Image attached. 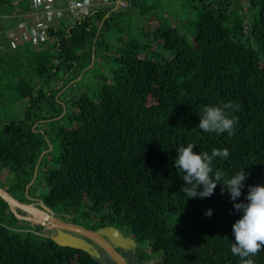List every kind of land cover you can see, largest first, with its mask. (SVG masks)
<instances>
[{"label":"trees","instance_id":"trees-1","mask_svg":"<svg viewBox=\"0 0 264 264\" xmlns=\"http://www.w3.org/2000/svg\"><path fill=\"white\" fill-rule=\"evenodd\" d=\"M187 8L185 35L158 21L150 33L141 27L144 42L116 46L108 74L93 76L92 94L78 89L67 98L59 80L87 75L98 49L109 54L102 34L115 12L102 20L108 8L51 24L38 42L0 49V178L9 182L0 187L29 203L42 169L41 202L52 211L82 205L124 230L139 245L136 264L150 255L162 264H241L231 253L242 216L233 205L247 202L249 186L264 185V0H192ZM229 101L238 118L232 135L198 128L205 106ZM14 103L20 111L11 116L5 109ZM48 119L58 124L54 148L38 129ZM189 143L197 154L228 149L212 167L225 179L249 173L241 197L233 201L219 183L208 198L182 193L174 161ZM32 226L18 233L0 222V264H104ZM251 258L264 264V247Z\"/></svg>","mask_w":264,"mask_h":264},{"label":"rangeland","instance_id":"rangeland-1","mask_svg":"<svg viewBox=\"0 0 264 264\" xmlns=\"http://www.w3.org/2000/svg\"><path fill=\"white\" fill-rule=\"evenodd\" d=\"M125 1L127 3H130V7H126L123 10H119L115 12V15L110 20L111 21L110 28L107 29L102 34V39H104L105 42L110 43L108 47L109 54L105 52L102 55L101 49H98L93 64L91 65L90 68L87 69L86 72L88 73L87 75L81 73L78 77L73 78V75L69 74L63 77L62 81L59 80L60 83L62 82L64 83L63 90L65 93L70 89L69 92H67L68 93L67 98L71 97L74 93V90H78V89L80 90L85 89L92 94L94 89L95 90L97 89V85L93 80L95 75L101 73L107 75L109 68L113 66V63L110 58L115 53L116 46H121L120 44L123 41L132 38L135 39L134 41L140 43L146 40L145 35L141 33V29H142L141 27H143L145 31L150 33L156 28L157 22L160 21L165 26L176 27L181 34L185 35L187 29L186 19L190 15L187 6L192 4V0H135V2L133 3H131L130 0H125ZM10 9L11 7L9 5L0 6V14L4 12L7 13V11H9ZM148 16L151 17L148 18ZM0 19L6 20V18H0ZM120 37H121V41L120 40L118 41ZM112 45H114V47ZM153 47L159 52L162 51L161 44L159 43H153ZM107 55L109 57H107ZM69 79L71 80L68 81ZM71 82H75L77 84L76 88L72 89L69 87L71 86ZM58 96L60 95L58 94ZM18 105H19L18 103L10 104L9 106L11 110L6 108L5 109L6 113L9 112L11 116H15L17 114V111L18 112L20 111L18 110L19 109ZM67 111H69L68 108ZM63 122H65V119L61 121V123ZM37 124H38V129L40 131H45L47 133V137L49 139L48 142L50 144L49 147L54 148L56 146V141L52 139V133L56 128V126L58 125L57 122L48 119V121H40ZM46 164L52 165V161L49 159V157L46 160ZM42 175H43V170L39 168L37 174V180H42ZM37 180H36L37 191L35 197L30 198L31 201H29V203L37 202V204H40L41 202V200L39 199L40 194L46 191V188L45 186H43V183L40 184L39 181ZM8 184H9L8 181L5 182L2 180V178H0L1 186L7 187ZM86 208L81 205L78 208V210L81 213L88 212ZM69 213L70 211L66 210L63 207H58L56 210L53 211L55 217H58L63 220L69 219L68 218ZM21 215L24 214L22 212H19V209H17V213H15L10 208V206L5 207L2 203H0V222L3 225H5L7 228H9L10 231L24 233L27 230L33 229L31 223L23 219ZM102 224H104L103 221ZM92 227L94 228L96 226L92 225ZM38 229H39L38 231H40L41 233L43 232V230H47L45 227L42 226H39ZM122 233L127 234L124 231ZM51 235H54V233L52 232ZM100 259L104 264H114L112 260L109 257H107V255L104 253L102 254Z\"/></svg>","mask_w":264,"mask_h":264},{"label":"clouds","instance_id":"clouds-1","mask_svg":"<svg viewBox=\"0 0 264 264\" xmlns=\"http://www.w3.org/2000/svg\"><path fill=\"white\" fill-rule=\"evenodd\" d=\"M233 108L231 101L222 106H205L200 115L198 128L205 132H227L233 134L234 124L237 117L231 116L228 110ZM194 144L189 143L186 147L180 146L176 149L175 167L184 181L181 191L189 198H208L213 195L217 184H222V192L226 190L233 201L242 195L244 181L249 173L245 171L237 172L229 179H225V174L219 170H214L212 161L215 157L227 158L228 149H213L211 155L208 152L195 153ZM247 202L234 203L236 211L242 216L233 224V234L235 242L231 243V253L240 258L241 264H255L251 258L260 253L264 247V185L249 186L245 196ZM212 215L209 209L205 213ZM228 239L227 237H225Z\"/></svg>","mask_w":264,"mask_h":264},{"label":"water","instance_id":"water-1","mask_svg":"<svg viewBox=\"0 0 264 264\" xmlns=\"http://www.w3.org/2000/svg\"><path fill=\"white\" fill-rule=\"evenodd\" d=\"M0 197L7 202L15 213H17V209L26 212L28 215H21L23 219L41 224L47 231L55 230V234L51 235V238L57 244L82 249L100 259V251L93 245L95 243L108 254L115 264H128L126 258L117 250V247H133L135 241L123 236L117 227L104 226L93 230L67 222L52 215V209L42 202L40 203L41 208L37 209L32 204L18 201L2 187H0ZM150 263L153 264L154 262Z\"/></svg>","mask_w":264,"mask_h":264},{"label":"built area","instance_id":"built-area-1","mask_svg":"<svg viewBox=\"0 0 264 264\" xmlns=\"http://www.w3.org/2000/svg\"><path fill=\"white\" fill-rule=\"evenodd\" d=\"M62 2H67L66 8ZM129 6L130 3L125 0H29V7L24 16L31 22V26L25 31L24 37L40 41L51 24H59L57 20L63 17L66 11V15H72V19L76 21L98 9L108 8L103 20L110 12H117ZM16 44V41H11L12 47Z\"/></svg>","mask_w":264,"mask_h":264},{"label":"crops","instance_id":"crops-1","mask_svg":"<svg viewBox=\"0 0 264 264\" xmlns=\"http://www.w3.org/2000/svg\"><path fill=\"white\" fill-rule=\"evenodd\" d=\"M62 4L66 8L67 2H62ZM5 5H9L11 9L7 11V13L4 12L0 14V18H6V20L0 19L1 50H5L7 47H9L10 49H15L23 44L25 31H27L31 26V22L24 16L25 11L28 9L26 8V1L8 0V3H6ZM66 12H64L65 15H63V17L57 20V23L61 22L60 24L70 25L74 21L72 19V15L68 17V15H66ZM11 41L17 42L15 47L11 46Z\"/></svg>","mask_w":264,"mask_h":264},{"label":"flooded vegetation","instance_id":"flooded-vegetation-1","mask_svg":"<svg viewBox=\"0 0 264 264\" xmlns=\"http://www.w3.org/2000/svg\"><path fill=\"white\" fill-rule=\"evenodd\" d=\"M29 204H32L37 209L41 208L40 204H37V202H33V203H29ZM23 214L24 215H28L26 212H24ZM51 214L54 215L53 213H51ZM68 216H69L68 217L69 219L65 220V221L70 222V223H75V224H78V225H81L83 227H86V228H89V229H93V230H96V229H98L100 227H104V226H113V225H109V224H102V219H101L100 215L94 214V213H91V212L90 213H85V212L81 213L80 211L74 210V211H71ZM73 220H74V222H73ZM29 222L32 225H34V226L38 225V226L44 227L41 224L32 223L31 221H29ZM92 225L96 226V227L93 228ZM118 230L123 236L133 239L129 234L122 233L124 230L119 229V228H118ZM48 232H49L50 235H51L52 232L55 234V230H49ZM90 242H92V241H90ZM93 245H95L98 248V250L100 251L101 256L104 253V254L107 255V257H109L108 254L101 247H99L95 243H93ZM138 247H139V245L135 242L133 247H128V248L117 247V250L126 258L128 264H136L137 261H138L137 260V257H138L137 254H139V253H137ZM140 255H139V257H140ZM152 261L154 262L153 264H162L160 262V259L157 256H155V255H150L149 258L142 260L141 264H151L150 262H152Z\"/></svg>","mask_w":264,"mask_h":264}]
</instances>
